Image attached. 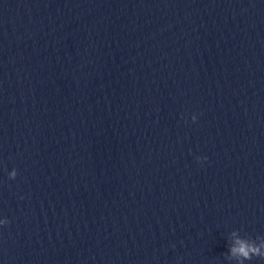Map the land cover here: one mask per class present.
<instances>
[{"label":"clouds","instance_id":"9594fccd","mask_svg":"<svg viewBox=\"0 0 264 264\" xmlns=\"http://www.w3.org/2000/svg\"><path fill=\"white\" fill-rule=\"evenodd\" d=\"M192 120H193V122H195L196 117L193 116ZM202 159H206V157H204V158L197 157L198 162L201 161ZM12 175L14 176L15 173L13 172ZM8 223H9V221L7 219L0 221V225H7ZM231 253L234 256L243 257L244 259H248V260H250L252 258V255H257V256L264 255V254L260 253L258 247H255V246L249 244L248 242H246L244 240H240V239H238L236 241L235 245L232 247ZM241 264H242V261H241Z\"/></svg>","mask_w":264,"mask_h":264}]
</instances>
